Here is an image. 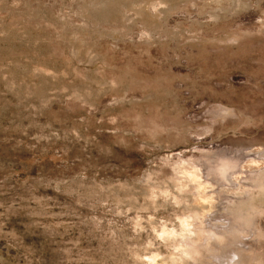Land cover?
Masks as SVG:
<instances>
[{
	"label": "rangeland",
	"instance_id": "rangeland-1",
	"mask_svg": "<svg viewBox=\"0 0 264 264\" xmlns=\"http://www.w3.org/2000/svg\"><path fill=\"white\" fill-rule=\"evenodd\" d=\"M226 259L264 264V0H0V264Z\"/></svg>",
	"mask_w": 264,
	"mask_h": 264
},
{
	"label": "bare ground",
	"instance_id": "bare-ground-1",
	"mask_svg": "<svg viewBox=\"0 0 264 264\" xmlns=\"http://www.w3.org/2000/svg\"><path fill=\"white\" fill-rule=\"evenodd\" d=\"M213 251V252H212ZM211 252L213 253V255L214 254H216L217 253V251L218 250H216V249H213ZM225 261V263L227 264L228 262H229V259H226V260H224ZM211 262H213L212 260H211ZM232 263V262H231ZM233 263H235V260L233 261ZM236 263H237V261H236ZM219 264V263H218ZM228 264H230V262L228 263Z\"/></svg>",
	"mask_w": 264,
	"mask_h": 264
}]
</instances>
